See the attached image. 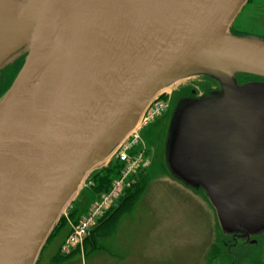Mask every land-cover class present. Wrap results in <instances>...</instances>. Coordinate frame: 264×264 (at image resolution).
Segmentation results:
<instances>
[{
  "label": "water",
  "instance_id": "obj_1",
  "mask_svg": "<svg viewBox=\"0 0 264 264\" xmlns=\"http://www.w3.org/2000/svg\"><path fill=\"white\" fill-rule=\"evenodd\" d=\"M18 1L31 0H0V70L23 58L0 97V264H37L166 92L156 138L169 176L204 190L227 251L229 236L264 232V79L239 76L264 78V36L231 29L248 0H41L30 14ZM48 31L66 50L43 71ZM195 76L214 85L178 89Z\"/></svg>",
  "mask_w": 264,
  "mask_h": 264
},
{
  "label": "rangeland",
  "instance_id": "obj_2",
  "mask_svg": "<svg viewBox=\"0 0 264 264\" xmlns=\"http://www.w3.org/2000/svg\"><path fill=\"white\" fill-rule=\"evenodd\" d=\"M231 29L232 32L241 35L252 33L264 35V0H248ZM22 63L23 58H20L4 69L10 70L12 76L1 90L0 97L12 84ZM239 76L243 82L263 79L248 74ZM209 85L214 84L202 76H195L185 79L178 89L185 87L190 92L192 89H197L202 93ZM169 115L168 110L164 117H159V120L142 131V137L148 145H151V141L156 138V130L161 123L163 126L164 119ZM158 140L159 145L152 149L151 156L154 163L147 170L148 182L135 205L121 217L117 230L109 236L100 238L99 248L90 247L86 253L85 241L78 242L69 254L60 251L68 233L67 227H63L49 240L42 255V263L233 264L235 256L240 254L239 264H264V232L253 234L247 238L248 240L229 236L226 239L229 245L227 251L219 241L220 229L216 211L203 193L204 190H191L169 176L162 157L163 139L160 140L158 136L156 141ZM101 193L102 191L94 192L89 185L87 186L82 199L76 205L78 219L89 212L91 205L98 200ZM121 202L122 200L110 209L107 215L117 209ZM104 218L103 215L96 222L99 224ZM95 227L96 225L89 230V235ZM236 237L239 246L232 244ZM252 240L256 242L253 243ZM59 254L64 255L66 260L53 262L51 257Z\"/></svg>",
  "mask_w": 264,
  "mask_h": 264
},
{
  "label": "built area",
  "instance_id": "obj_3",
  "mask_svg": "<svg viewBox=\"0 0 264 264\" xmlns=\"http://www.w3.org/2000/svg\"><path fill=\"white\" fill-rule=\"evenodd\" d=\"M166 105V100L163 98L155 100L142 118V127L160 115L165 110ZM140 129L121 145L117 153V158L123 163L120 177L113 182L111 189L102 195L100 200L92 206L90 212L75 227L74 233L68 238L63 247L65 252L70 251L73 246L84 239L90 228L96 223V220L102 217L115 204L126 186L130 184L131 176L148 164L145 150L139 147L141 141Z\"/></svg>",
  "mask_w": 264,
  "mask_h": 264
},
{
  "label": "trees",
  "instance_id": "obj_4",
  "mask_svg": "<svg viewBox=\"0 0 264 264\" xmlns=\"http://www.w3.org/2000/svg\"><path fill=\"white\" fill-rule=\"evenodd\" d=\"M119 168L116 166V164H110L108 167L103 169L101 172H98L95 176L93 181L94 186L92 187V191L99 192V191H105L108 189L112 183V180L114 177L118 174ZM148 182V175L147 173H144L140 176L139 179H137L133 186L130 187L125 194V196L122 199V202L120 206L115 209L113 212L109 213L104 220L99 223L92 231L91 235L86 238L84 249L87 253V250H89L90 247L99 248V239L104 236H109L113 234L119 225L121 217L132 208V206L135 205L136 200L139 198V196L142 194V190L146 183ZM76 206L71 209L69 212L70 218H72V221L75 222L78 220L79 214L77 215ZM67 227L68 233L71 232V226L68 222L67 217H63L56 228L55 232L53 233L52 237L59 233V231L63 228ZM53 262H61L66 260L64 255H57L56 257H53Z\"/></svg>",
  "mask_w": 264,
  "mask_h": 264
},
{
  "label": "bare ground",
  "instance_id": "obj_5",
  "mask_svg": "<svg viewBox=\"0 0 264 264\" xmlns=\"http://www.w3.org/2000/svg\"><path fill=\"white\" fill-rule=\"evenodd\" d=\"M18 6L24 4V13L25 14H30L32 12L37 11L41 5H42V1L41 0H31L30 2H23L22 1H18L17 2ZM66 50V42L63 41H57L54 40L52 37V33L51 31H48V40L45 43L43 49H42V70L45 71L48 68L51 67L53 61H55L56 59L61 60V58H63V53ZM140 126L142 125V121L139 122L138 126L136 129H138Z\"/></svg>",
  "mask_w": 264,
  "mask_h": 264
},
{
  "label": "flooded vegetation",
  "instance_id": "obj_6",
  "mask_svg": "<svg viewBox=\"0 0 264 264\" xmlns=\"http://www.w3.org/2000/svg\"><path fill=\"white\" fill-rule=\"evenodd\" d=\"M11 76H12V72L10 70H0V92L3 89V87L5 86V84L7 83V81H9L11 79ZM236 241H237V237L234 238V241L232 242L233 246H239ZM235 253H239V252L235 251ZM240 256H241L240 254H237L235 256V258L233 260V264H239L240 259H241Z\"/></svg>",
  "mask_w": 264,
  "mask_h": 264
},
{
  "label": "crops",
  "instance_id": "obj_7",
  "mask_svg": "<svg viewBox=\"0 0 264 264\" xmlns=\"http://www.w3.org/2000/svg\"><path fill=\"white\" fill-rule=\"evenodd\" d=\"M53 258V256L51 257V259ZM46 263V262H45ZM41 264H44V262L43 263H41ZM47 264V263H46Z\"/></svg>",
  "mask_w": 264,
  "mask_h": 264
}]
</instances>
